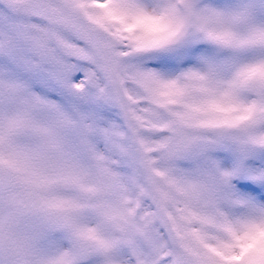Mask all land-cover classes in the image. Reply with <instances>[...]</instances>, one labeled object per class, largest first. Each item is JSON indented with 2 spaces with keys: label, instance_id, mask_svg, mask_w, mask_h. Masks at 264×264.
I'll return each instance as SVG.
<instances>
[{
  "label": "snow or ice",
  "instance_id": "6c2138e0",
  "mask_svg": "<svg viewBox=\"0 0 264 264\" xmlns=\"http://www.w3.org/2000/svg\"><path fill=\"white\" fill-rule=\"evenodd\" d=\"M0 264H264V0H0Z\"/></svg>",
  "mask_w": 264,
  "mask_h": 264
}]
</instances>
